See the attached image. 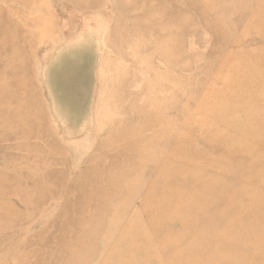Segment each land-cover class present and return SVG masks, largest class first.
<instances>
[{"label":"rangeland","instance_id":"1","mask_svg":"<svg viewBox=\"0 0 264 264\" xmlns=\"http://www.w3.org/2000/svg\"><path fill=\"white\" fill-rule=\"evenodd\" d=\"M0 264H264V0H0Z\"/></svg>","mask_w":264,"mask_h":264}]
</instances>
